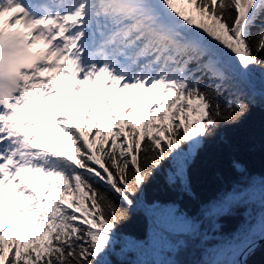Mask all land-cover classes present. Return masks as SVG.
<instances>
[{"label":"snow or ice","instance_id":"1","mask_svg":"<svg viewBox=\"0 0 264 264\" xmlns=\"http://www.w3.org/2000/svg\"><path fill=\"white\" fill-rule=\"evenodd\" d=\"M257 72L264 0H0V264H113L152 177L184 183L193 150L249 112Z\"/></svg>","mask_w":264,"mask_h":264},{"label":"trees","instance_id":"2","mask_svg":"<svg viewBox=\"0 0 264 264\" xmlns=\"http://www.w3.org/2000/svg\"><path fill=\"white\" fill-rule=\"evenodd\" d=\"M249 85L264 93V74L257 72ZM257 99L249 112L237 123L222 125L215 135L198 150L190 163L184 183H172V169L165 165L159 169L140 194L131 219L121 225L119 236L128 240L125 254L117 253L110 258L113 264L134 263L136 248L141 245L140 259L146 264H233L245 244L260 235L264 222V99ZM102 111V110H101ZM97 113H93V119ZM101 123H104L103 116ZM239 190V204L230 215L218 214L210 218L204 209L226 195ZM154 205L175 206L191 218L171 213V220L158 235V243H150V229L154 222L150 217L158 213L148 209ZM196 219L198 229L190 231ZM253 224L251 232L247 225ZM243 232V242L236 234ZM147 238L137 241L134 237ZM136 244L134 251L133 245ZM137 253V252H136ZM245 264H264V242L254 250Z\"/></svg>","mask_w":264,"mask_h":264},{"label":"rangeland","instance_id":"3","mask_svg":"<svg viewBox=\"0 0 264 264\" xmlns=\"http://www.w3.org/2000/svg\"><path fill=\"white\" fill-rule=\"evenodd\" d=\"M106 98L108 100H111L114 104L117 105V109H118L117 114L120 115L121 116V120H123L122 119L123 113L120 111V108L122 107V101L121 102H117L111 96L110 93L107 94ZM61 99L64 100V106L60 107L59 105H56V111L59 113L60 116H67L69 119H72L73 121H75V113H74V111L73 112H69L67 109L70 106L72 108H75L76 105L75 104L69 105V102L64 99L63 95H61ZM78 100H79V97H77V102H78ZM88 102H90V100ZM50 104H55V101H50ZM86 104H85V108H86ZM51 126H52L51 120L46 121L43 125H39V127L42 128V129L51 128ZM157 217L159 219L162 218V221L159 222V221L155 220V222H154V226L155 227H151L150 235H149L150 243L151 244H155V245L158 243L157 237L160 234L161 230H163L167 226V222H169L171 220V214L170 213H158ZM135 246H136V244L133 245L134 251H135V248H136ZM139 246H140V248H136L135 257H134V261L133 262L136 263V264H146V263H143L142 260L140 259V256H141V254L143 252V248H141L142 247L141 245H139Z\"/></svg>","mask_w":264,"mask_h":264},{"label":"water","instance_id":"4","mask_svg":"<svg viewBox=\"0 0 264 264\" xmlns=\"http://www.w3.org/2000/svg\"><path fill=\"white\" fill-rule=\"evenodd\" d=\"M197 224L196 220H193L192 226H191V232H196L197 230ZM264 242V235H261L258 240L253 242L252 244L248 245L240 254L238 259L235 261L234 264H245L247 258L254 252V250L259 247ZM250 249V250H249Z\"/></svg>","mask_w":264,"mask_h":264},{"label":"bare ground","instance_id":"5","mask_svg":"<svg viewBox=\"0 0 264 264\" xmlns=\"http://www.w3.org/2000/svg\"><path fill=\"white\" fill-rule=\"evenodd\" d=\"M42 47H43L42 44L37 46L38 49H39V48H42ZM25 114H28V113H25Z\"/></svg>","mask_w":264,"mask_h":264}]
</instances>
